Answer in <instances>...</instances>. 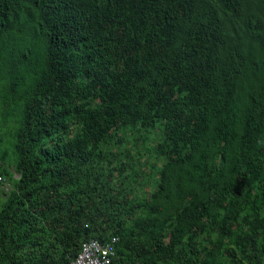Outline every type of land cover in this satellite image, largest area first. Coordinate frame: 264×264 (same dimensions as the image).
<instances>
[{"label":"trees","instance_id":"obj_1","mask_svg":"<svg viewBox=\"0 0 264 264\" xmlns=\"http://www.w3.org/2000/svg\"><path fill=\"white\" fill-rule=\"evenodd\" d=\"M0 105V264H264V0H0Z\"/></svg>","mask_w":264,"mask_h":264},{"label":"built area","instance_id":"obj_2","mask_svg":"<svg viewBox=\"0 0 264 264\" xmlns=\"http://www.w3.org/2000/svg\"><path fill=\"white\" fill-rule=\"evenodd\" d=\"M0 185L6 191H10V185L0 175ZM117 238L111 242L101 243L97 240L86 242L78 255L66 264H109L115 255Z\"/></svg>","mask_w":264,"mask_h":264},{"label":"clouds","instance_id":"obj_3","mask_svg":"<svg viewBox=\"0 0 264 264\" xmlns=\"http://www.w3.org/2000/svg\"><path fill=\"white\" fill-rule=\"evenodd\" d=\"M2 111V106L0 105V112ZM12 172H13V179L15 178V179H18V175L17 174H15L14 173V171L12 170ZM1 176H2V174H0ZM5 180H6V182L10 185V191H11V189L13 188V183H12V181H9L8 179H6L4 176H2ZM9 191V192H10ZM115 253H116V250H115ZM115 256V255H114Z\"/></svg>","mask_w":264,"mask_h":264},{"label":"rangeland","instance_id":"obj_4","mask_svg":"<svg viewBox=\"0 0 264 264\" xmlns=\"http://www.w3.org/2000/svg\"><path fill=\"white\" fill-rule=\"evenodd\" d=\"M2 112V111H1Z\"/></svg>","mask_w":264,"mask_h":264}]
</instances>
